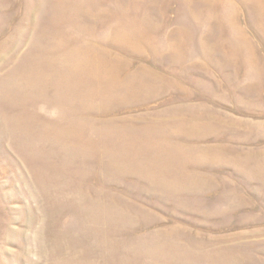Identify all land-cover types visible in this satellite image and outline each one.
I'll return each instance as SVG.
<instances>
[{"label":"rangeland","instance_id":"rangeland-1","mask_svg":"<svg viewBox=\"0 0 264 264\" xmlns=\"http://www.w3.org/2000/svg\"><path fill=\"white\" fill-rule=\"evenodd\" d=\"M0 264H264V0H0Z\"/></svg>","mask_w":264,"mask_h":264}]
</instances>
